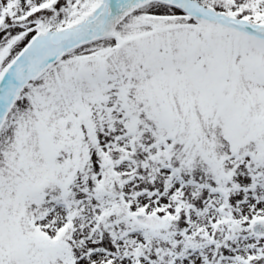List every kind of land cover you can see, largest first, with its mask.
Wrapping results in <instances>:
<instances>
[{
    "label": "snow or ice",
    "instance_id": "snow-or-ice-1",
    "mask_svg": "<svg viewBox=\"0 0 264 264\" xmlns=\"http://www.w3.org/2000/svg\"><path fill=\"white\" fill-rule=\"evenodd\" d=\"M0 264H264V0H0Z\"/></svg>",
    "mask_w": 264,
    "mask_h": 264
}]
</instances>
